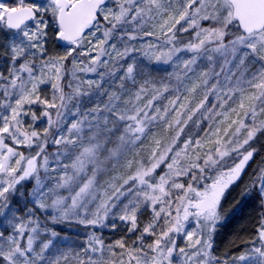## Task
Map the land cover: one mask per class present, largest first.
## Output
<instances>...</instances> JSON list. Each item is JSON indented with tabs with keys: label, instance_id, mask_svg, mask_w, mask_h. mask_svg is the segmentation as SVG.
Returning <instances> with one entry per match:
<instances>
[{
	"label": "snow or ice",
	"instance_id": "1",
	"mask_svg": "<svg viewBox=\"0 0 264 264\" xmlns=\"http://www.w3.org/2000/svg\"><path fill=\"white\" fill-rule=\"evenodd\" d=\"M258 134L264 0H0V264H264V159L240 194L260 203L251 247L214 254ZM116 221L112 243L92 230ZM49 224L83 246L49 255Z\"/></svg>",
	"mask_w": 264,
	"mask_h": 264
},
{
	"label": "trees",
	"instance_id": "2",
	"mask_svg": "<svg viewBox=\"0 0 264 264\" xmlns=\"http://www.w3.org/2000/svg\"><path fill=\"white\" fill-rule=\"evenodd\" d=\"M196 130L195 123L190 122L185 132L192 134ZM182 136L181 141L188 138V135ZM257 142L258 153L254 157L256 167L264 159V134H258L254 142ZM250 175L242 177L226 193L223 199V212L227 215L226 221L219 227L218 234L214 243L217 250H226L230 253H241L249 247L250 237L255 236V227L258 223V217L261 212L258 197L253 195L250 198H240L242 183H246ZM245 185V184H244ZM27 187H31L28 185ZM26 190V189H25ZM55 230H61L62 224H51Z\"/></svg>",
	"mask_w": 264,
	"mask_h": 264
},
{
	"label": "rangeland",
	"instance_id": "3",
	"mask_svg": "<svg viewBox=\"0 0 264 264\" xmlns=\"http://www.w3.org/2000/svg\"><path fill=\"white\" fill-rule=\"evenodd\" d=\"M144 39H145V43H147V42H150V41H154L155 38L154 37H145ZM136 46L140 47V41L136 42ZM50 47H51V45H50ZM137 58L141 59L143 63L149 64V62L147 60H143L142 59V57L140 56L139 53L137 54ZM221 62H222V60H221ZM149 66L150 67L155 66V67L160 68V69L167 68L169 72L172 71V69L169 66H167V65H151L150 64ZM217 70H219L218 67H217ZM198 71H199V69H198ZM164 75H165V73L163 71H160L158 73H154V76L157 79H159L160 77H162ZM89 78H93V77L90 76ZM174 95H175L174 93L166 94L165 99L163 101L159 102V103L161 105L166 104L168 99L174 98ZM202 95H203L202 93L198 94L197 101H198L199 98H202ZM194 106H195V104H193V107ZM169 119H171V116L169 117ZM210 124H211L212 130L214 131L215 127H216L215 123L214 122H209V121H204L199 129L197 128V126L195 124L196 130L193 133L195 134V136L204 137L205 136L204 130L208 129ZM155 131H156V133L158 135L162 134L163 131H164V125L163 124L158 125L157 128L155 129ZM169 134L170 135H174V131L170 132ZM241 139H243V137H241ZM179 143L182 145L183 140L180 141ZM147 144H148V141L146 140L145 141V145H147ZM251 146L252 147L257 146V142L256 141L255 142L252 141L251 142ZM228 162L231 163V160H229ZM254 163H255V161H254V158H253L252 161H250L249 165L247 166V168H246L245 172L243 173L242 177H244V176L248 177L249 175H251L253 173L254 169L257 168L256 164H254ZM112 174L114 175L115 173H112ZM108 178L109 177L106 176V177H103L102 179L106 180ZM248 181H249V179L247 180V182ZM246 183H244V184H246ZM244 184L242 183V186H239V188L243 189ZM222 206H223V201H222ZM147 219H148V214L145 213L144 216L141 217V223L143 224V222H145ZM116 223L118 224V229L116 231H113V230H111L109 228H97V229H92V230L97 232L98 235L102 234L103 237L105 238V242L106 243H112L116 239H118L122 235H124L125 231H126V228H124V226L119 221H116ZM50 225L51 224H49V227H51ZM3 227H4V225L0 224V230H3ZM51 228H53V227H51ZM61 228H62L61 230H57L56 229V231L60 235L54 241V245L55 246L49 250V255H51V256H55V255L58 254L57 248L61 252H71V251L78 250L80 247L83 246V243H84V240H85V236H86V232L88 231V229H85L83 226L76 225V224H62ZM217 234H218V230H217V232L215 234V237H216ZM133 239H134V237H133ZM147 239L150 240L151 238H147ZM183 243H184V241H183L182 238L178 240V244L183 245ZM250 247H251V244L249 245L248 248H250ZM116 251L119 252L120 250L116 249ZM214 254L223 259L225 257L238 255L240 253L237 254V253H230V252H228L226 250H217V247H216V245L214 243Z\"/></svg>",
	"mask_w": 264,
	"mask_h": 264
}]
</instances>
